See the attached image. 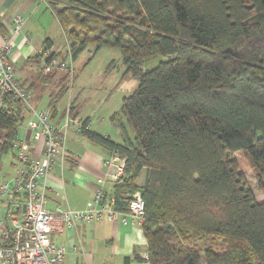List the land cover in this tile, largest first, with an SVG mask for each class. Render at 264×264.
I'll return each mask as SVG.
<instances>
[{
	"label": "trees",
	"instance_id": "1",
	"mask_svg": "<svg viewBox=\"0 0 264 264\" xmlns=\"http://www.w3.org/2000/svg\"><path fill=\"white\" fill-rule=\"evenodd\" d=\"M40 1L63 29L70 62L88 46L89 58L115 47L125 74L138 80L110 116L121 143L90 131L86 119L80 132L124 159L114 209L126 212L134 192L144 201L146 257L133 259L264 264V197L256 200L234 157L247 154L263 188L264 0ZM156 55L163 59L143 69ZM3 102L0 156L25 118L19 104ZM207 236L221 238L222 247L194 243Z\"/></svg>",
	"mask_w": 264,
	"mask_h": 264
},
{
	"label": "crops",
	"instance_id": "2",
	"mask_svg": "<svg viewBox=\"0 0 264 264\" xmlns=\"http://www.w3.org/2000/svg\"><path fill=\"white\" fill-rule=\"evenodd\" d=\"M40 5L45 12L36 19L37 13L40 12ZM17 13L23 17L24 23L20 32L14 33L13 17ZM59 27L60 37L62 36L66 44L65 50L56 45L57 40L54 38V32L58 36ZM0 35L8 36L9 59L15 67L18 82L31 92L32 106L36 109L42 106L41 109L48 113L50 120L58 128L70 117L69 125L64 130V156L56 160L46 177L48 190L45 208L50 211L56 208L83 209L93 191L99 186L98 179L103 180L101 186L107 197L113 198L114 182L110 174L121 162L116 160L110 168L103 162L109 157L117 158L118 156L111 155L102 146L76 132L71 121L86 119L90 131L108 136L117 143L122 142V136L118 131L119 140L113 139L111 130L95 124L89 116L91 113L88 115L77 111L76 97L68 96L65 106L63 107L62 104L58 106L68 90L66 84L68 79L63 80L67 72L44 69L48 52L59 58H68L67 40L56 17L40 0H0ZM47 39L51 42L49 49L44 46ZM34 56H39L37 62L31 59ZM53 84L56 86L55 89L51 88ZM58 85L60 88L56 89ZM17 140L23 141L29 152H34L36 149L35 153H37L36 143L22 124L17 128L15 141ZM13 151L11 147L0 156V177L9 184L16 165ZM8 152H11L13 160L9 161L8 166L5 167L2 158ZM143 181L144 172L142 171L136 183L140 186ZM6 209V200L0 197V239L6 224ZM51 236L56 243L63 244L66 248L63 264H123L125 257L130 258L129 264H145L133 259L134 255L142 257L145 253L146 241L142 230L129 223L95 220L90 223H79L74 229L61 228L60 232H53Z\"/></svg>",
	"mask_w": 264,
	"mask_h": 264
},
{
	"label": "built area",
	"instance_id": "3",
	"mask_svg": "<svg viewBox=\"0 0 264 264\" xmlns=\"http://www.w3.org/2000/svg\"><path fill=\"white\" fill-rule=\"evenodd\" d=\"M23 23V17L15 14L13 32H20ZM9 52L8 36L0 35V110L5 108V100L25 109L24 128L36 143L37 153L36 149L29 152L23 141H14L12 149L16 165L11 183L0 177V197L7 204L6 224L0 239V264H63L66 248L52 239L53 232H60L61 228L74 229L79 223L95 220L120 221L139 227L145 215L144 201L139 192H134L128 200L127 211H117L113 207L114 199L108 198L102 189L103 180L98 179L99 186L83 209L56 208L50 211L45 208L46 177L56 160L64 156V130L70 117L58 128L46 111L32 106L30 91L18 82ZM68 58L50 57L48 52L44 69L68 70ZM71 122L78 133L89 126L82 128L79 120ZM2 144L0 139V149ZM116 160L121 163L110 174L114 183L122 175L124 159L109 157L103 162L110 168ZM142 257L145 258L146 254L143 253Z\"/></svg>",
	"mask_w": 264,
	"mask_h": 264
},
{
	"label": "rangeland",
	"instance_id": "4",
	"mask_svg": "<svg viewBox=\"0 0 264 264\" xmlns=\"http://www.w3.org/2000/svg\"><path fill=\"white\" fill-rule=\"evenodd\" d=\"M44 12L41 6L40 12L37 13L35 18H39ZM57 33L58 36L54 32V38L57 40L56 45L65 50L66 44L63 42L62 36L60 37V27ZM92 49L93 46H88L72 64L69 62L70 69L63 70L69 74L68 82L66 83L69 91L65 92L58 106L62 104L64 107L68 96L71 98L76 97L77 111L88 115L91 113L89 116L95 121V124L102 128H109L111 137L119 140L118 127L110 121V116L120 110L122 99L136 89L138 80L130 74H125V66L122 64L120 51L117 48L104 46L92 58H89V50ZM88 58L90 59L89 61ZM162 59L163 57L156 55L145 62L142 68H153ZM55 87L54 84L51 85L52 89H55ZM58 88H60L59 85L56 89ZM61 89L63 90V87ZM41 107L39 106L37 110H42ZM21 112L25 114V109L21 108ZM24 126L25 121L22 123V127ZM234 157L247 186L253 191L256 200L262 201L264 187H260L256 170L247 154L243 151H238L234 153ZM12 160L11 152H8L2 158L5 167ZM194 243L199 248H204L207 245H211L214 248L222 247V239L213 236L195 239Z\"/></svg>",
	"mask_w": 264,
	"mask_h": 264
}]
</instances>
